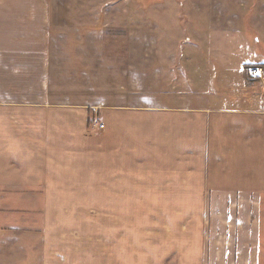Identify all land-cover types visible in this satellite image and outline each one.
Returning a JSON list of instances; mask_svg holds the SVG:
<instances>
[{"label":"crops","instance_id":"obj_1","mask_svg":"<svg viewBox=\"0 0 264 264\" xmlns=\"http://www.w3.org/2000/svg\"><path fill=\"white\" fill-rule=\"evenodd\" d=\"M48 6V0H0V210L16 209L10 197L32 199L23 210L36 214L24 227L29 240H41L39 259L86 264L95 241L109 258L91 264H124L133 240L129 244L147 250L135 258L151 264H161L164 255H176L178 264H264V78L248 81L243 68L264 63V55L218 56V75L207 81L205 74L189 75L196 62L188 66L180 53L156 74L157 80L168 77L167 103L155 98L149 107L106 108L102 98L100 175L89 169L95 162L89 159L94 134L85 124L87 105L62 103L54 93ZM131 139L139 155L135 172L127 166ZM90 183L119 204L105 203L101 237L74 229L63 240L57 214L89 218ZM70 196L82 200L64 199ZM191 197L214 202L204 225L191 216L198 206L184 204ZM158 198L168 200L160 205ZM51 240L59 246L50 247ZM107 240H114L112 247ZM207 240H218V252L207 248ZM69 248L86 251V257Z\"/></svg>","mask_w":264,"mask_h":264},{"label":"rangeland","instance_id":"obj_2","mask_svg":"<svg viewBox=\"0 0 264 264\" xmlns=\"http://www.w3.org/2000/svg\"><path fill=\"white\" fill-rule=\"evenodd\" d=\"M48 4L50 37L47 56L57 69L53 70L56 74L53 79L57 82L54 93L63 98L62 103L87 105L85 124L94 134V149L89 159L95 162L89 165V169L100 175L103 172L104 106L149 107L155 98H159L157 102L167 103L168 77L159 76L161 79L157 80L156 74L162 75L159 70L166 69L180 53L185 55L186 62H190L188 66L196 62L188 67L189 75L205 74L207 81L218 75V56L235 59L241 56L240 53L244 56L247 52L253 58V51L259 56L264 55V0H48ZM244 57L249 59L246 55ZM245 76L250 81L246 73ZM211 87L217 91V86ZM104 97H107V104L102 101ZM132 119H126L125 123L132 124ZM133 140H128V146L132 147L127 153L128 170L136 167L139 156L135 153ZM84 159L86 157H81L80 163ZM97 182L102 185L101 177ZM100 186L89 184L92 194L87 198V205L94 208L93 212L89 209V218L79 219L75 212L57 214V227L65 233L63 240H68L67 233L74 229L87 230L88 235L95 237L102 236L106 214L104 205L112 204L113 208L118 206L119 200L103 198ZM64 199L79 203L82 200L80 196ZM129 200L132 199L128 198V203H133ZM167 200L158 198V204L163 205ZM184 200V204L190 200L192 207L198 206L191 208V216H199L204 225V220H208V210L214 203L212 198ZM8 201L16 209L13 212L0 210V264H54L39 259L43 255L38 249L41 240H29V229L24 227L29 222L27 218L36 214L23 210L27 206L29 209L32 199L16 196L8 198ZM118 215V212H112L117 221ZM134 215L127 213L126 217ZM259 241L262 253L264 240ZM106 242L112 247L114 240ZM129 242L133 240L128 241L124 264H151L144 258H135V253L144 254L147 250L143 247L136 249L134 242ZM210 242L212 244L207 240V248L218 252V240ZM49 243L50 247L59 246L58 240ZM92 245L87 255L88 263L109 258L107 254L102 257L101 244L96 245L93 241ZM155 246L160 253L165 248L159 243ZM68 250L78 257H86L84 250ZM193 255L191 253L190 258ZM164 256L161 264H178L176 255ZM56 264L78 263L64 261Z\"/></svg>","mask_w":264,"mask_h":264},{"label":"built area","instance_id":"obj_3","mask_svg":"<svg viewBox=\"0 0 264 264\" xmlns=\"http://www.w3.org/2000/svg\"><path fill=\"white\" fill-rule=\"evenodd\" d=\"M244 69L250 81L264 78V63H248L244 66Z\"/></svg>","mask_w":264,"mask_h":264}]
</instances>
